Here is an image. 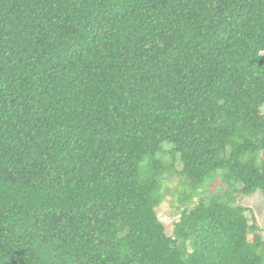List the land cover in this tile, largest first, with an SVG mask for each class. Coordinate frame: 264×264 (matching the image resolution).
<instances>
[{
    "label": "trees",
    "instance_id": "trees-1",
    "mask_svg": "<svg viewBox=\"0 0 264 264\" xmlns=\"http://www.w3.org/2000/svg\"><path fill=\"white\" fill-rule=\"evenodd\" d=\"M257 191L264 0H0V264H264Z\"/></svg>",
    "mask_w": 264,
    "mask_h": 264
},
{
    "label": "rangeland",
    "instance_id": "rangeland-1",
    "mask_svg": "<svg viewBox=\"0 0 264 264\" xmlns=\"http://www.w3.org/2000/svg\"><path fill=\"white\" fill-rule=\"evenodd\" d=\"M219 182H221V178H218L216 181L217 184H219ZM211 187V192H214L213 183L211 184ZM165 190V200L158 207V215L161 221L166 225L168 234H172L175 227V221L180 218V211L177 206L181 203L179 202L177 195L180 191L184 190V188L179 185V177L176 176L173 180L169 181ZM203 195L204 191L202 190L200 196ZM198 198L199 197H196L193 201H189L190 206H194L195 203H197ZM238 202L253 209L254 217L261 228V233L264 238V194L261 191L249 195L240 194L238 196Z\"/></svg>",
    "mask_w": 264,
    "mask_h": 264
}]
</instances>
